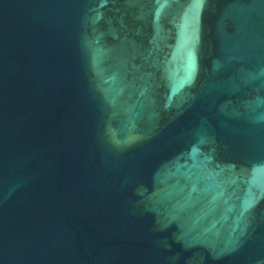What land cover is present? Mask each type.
<instances>
[{
    "label": "water",
    "instance_id": "obj_1",
    "mask_svg": "<svg viewBox=\"0 0 264 264\" xmlns=\"http://www.w3.org/2000/svg\"><path fill=\"white\" fill-rule=\"evenodd\" d=\"M0 264H264V0H0Z\"/></svg>",
    "mask_w": 264,
    "mask_h": 264
}]
</instances>
